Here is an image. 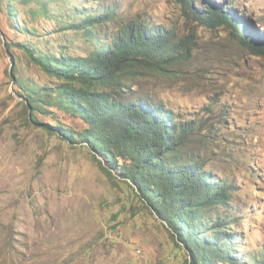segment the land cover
<instances>
[{"label":"rangeland","instance_id":"obj_1","mask_svg":"<svg viewBox=\"0 0 264 264\" xmlns=\"http://www.w3.org/2000/svg\"><path fill=\"white\" fill-rule=\"evenodd\" d=\"M57 4L59 11L114 9L115 18L99 25L100 36L143 20L191 39L189 60L175 64L170 74L143 70L132 90L162 100L183 121L197 122L194 151L206 169L234 183L238 254L258 257L264 250V51L240 44L224 25L209 28L187 17L179 0ZM233 9L264 32V0H236ZM50 24L40 21L49 42L64 43L74 55L90 51L84 34L48 35ZM11 37L28 40L23 34ZM4 39L0 29V264H186V251L144 207L119 169L110 176L100 156L80 141L72 144L50 133L44 115L27 121L8 74L12 62ZM17 69L23 78L55 82L26 58ZM58 116L81 126L68 115Z\"/></svg>","mask_w":264,"mask_h":264},{"label":"trees","instance_id":"obj_2","mask_svg":"<svg viewBox=\"0 0 264 264\" xmlns=\"http://www.w3.org/2000/svg\"><path fill=\"white\" fill-rule=\"evenodd\" d=\"M57 1L0 0L3 48L12 62L8 74L27 121L44 115L50 133L72 144L80 141L95 158L100 156L98 162L110 176L119 169L144 207L163 221L177 247L186 251V264H264V250L250 260L238 254L234 183L206 169L194 151L197 122L183 121L162 100L132 90L143 70L170 74L175 64L189 60L191 39L143 20H132L100 36L99 25L115 18L114 9L101 6L93 12L73 6L59 11ZM213 1L179 0L187 17L209 28L224 25L240 44L264 51L256 45L264 47L263 32L233 13L236 0ZM231 17L243 21L245 31L243 22L235 25ZM40 21L51 22L48 35L61 32L64 37L70 30L84 34L90 51L74 55L65 51L64 43L49 42ZM2 23L12 32L7 34ZM12 33L28 40L15 39ZM22 58L55 82L23 78L17 69ZM58 112L81 126L66 123Z\"/></svg>","mask_w":264,"mask_h":264},{"label":"bare ground","instance_id":"obj_3","mask_svg":"<svg viewBox=\"0 0 264 264\" xmlns=\"http://www.w3.org/2000/svg\"><path fill=\"white\" fill-rule=\"evenodd\" d=\"M217 1H218V0H217ZM217 1L215 0V1H213V3L216 2V4H217ZM224 1H225V0H224ZM224 1H223L222 3H224ZM226 1H227V0H226ZM225 3H227V2H225ZM192 5H193V3H192ZM192 9H193V7H192ZM194 9H195V8H194ZM194 9H193V11H194ZM195 10H196V9H195ZM232 11H233V9H232ZM235 12L237 13V10L233 11V13H235ZM231 16H232V15H231ZM241 16H242V15H241ZM233 17H234V16H233ZM233 17H231V18H233ZM235 17H236V16H235ZM243 18H244V15H243L242 19H241V18H240V19L243 20ZM235 19L237 20V18H235ZM235 19L233 18L232 20H235ZM236 20H235V21H236ZM238 21H239V20H238ZM238 21H236V22H235L236 24H235V23H234V24H235V25L238 24V26H239V24H241L243 21H242V22L239 21V22H241V23H237ZM243 24L245 25V23L243 22V23L241 24V27H242L243 30H244V27L242 26ZM245 28H246V26H245ZM255 30H256V32H259V31H260V30L258 31L257 28H256ZM244 31H245V30H244ZM248 32H249V31H248ZM252 32H254V30H252ZM256 32H255V34H256ZM245 33H246V32H245ZM250 33H251V31H250L248 34L250 35ZM253 34H254V33H253ZM258 34H260V33H258ZM261 35L264 36V32H263Z\"/></svg>","mask_w":264,"mask_h":264}]
</instances>
